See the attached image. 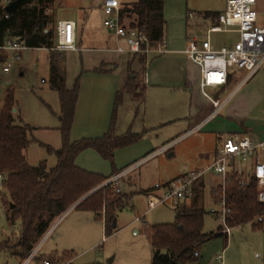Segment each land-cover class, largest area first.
<instances>
[{"label": "rangeland", "instance_id": "rangeland-1", "mask_svg": "<svg viewBox=\"0 0 264 264\" xmlns=\"http://www.w3.org/2000/svg\"><path fill=\"white\" fill-rule=\"evenodd\" d=\"M89 2L90 0H57L54 4L53 29L56 30L57 20L75 17L84 46L93 45L89 43V30L79 16L80 11L89 8ZM222 2L223 0H165L167 25L164 37L168 43L170 44L172 36L179 39L184 33L186 9L194 13L192 21L200 20L204 11L218 10L217 7L221 6ZM258 11L260 22L264 24V0L258 6ZM90 15L93 25L104 27L102 12L91 10ZM204 29H201L203 34L206 27ZM214 38L222 44L233 41L235 35L221 33L214 35ZM63 52L64 66L68 75L66 85L72 88L78 68L82 65L84 50ZM48 53L46 49L28 48L22 50L21 58L13 62L9 72L3 71L5 64L0 65V106L6 91L12 89L17 102L16 107L23 122L33 128L30 135L32 142L27 149L29 164L38 165L45 160L49 167H53L56 164V156L49 152L46 146L53 149H59L62 146V135L59 129L61 104L58 92L49 84ZM9 61H12L11 54ZM126 69L128 80L127 87L124 88L134 89L137 93L140 91L139 81L144 70V62L140 61V55H127ZM235 88L234 85L221 92L208 89L210 96L222 102L229 98L232 90L234 93L218 114L201 128L190 133L185 134L190 129L188 119L184 118L188 115V109L182 112L183 118L178 121L164 125L157 124L146 132L140 131L143 136L135 148L143 150L152 145V149L156 151L149 160L147 159L148 161L142 159L141 161L139 158V163L136 162L137 168L130 170L131 173L122 171L113 176V178L118 176L117 185L122 193L130 197V201L117 213L116 226L112 227L111 234L106 232L104 213L99 216L92 211L76 209L77 204L73 205L66 214L58 217L43 237L34 244L32 251L37 249V254L27 264H41L43 258L70 260L71 264H152L153 248L146 233L145 224L173 223L175 207L161 204L149 208L148 196L158 194L162 190H150L153 187L149 186L160 181L170 182L206 165L205 154L211 155L214 146L221 145L232 135L231 132L238 130L251 135L258 129L264 131V64L247 83L237 91H234ZM201 102L205 108V114H208L212 110L211 103L204 97ZM155 107L159 111L158 105ZM139 109L140 114L133 117L137 124L140 122L143 108ZM154 119L157 120L156 117ZM170 147L173 148L167 152L166 148ZM115 163H117L116 158ZM108 164L112 171V164L110 162ZM212 175V173H206L204 176L207 186L204 195L203 232L206 234L216 233L218 226L222 225L220 219L222 205L215 200L214 203L210 195L208 179ZM210 182L211 187H214L221 180L214 179ZM146 187L149 188L143 189ZM4 200H8V193L0 188V243L18 231V223L15 225L10 223L9 209L4 204ZM213 210L219 212L214 213ZM257 220L259 219L255 218L254 222L234 228L228 243L225 236H215L206 242L196 264H218L215 261L216 257L222 253L225 246H227L224 254L225 264H263L264 232H258V229L253 227V223ZM25 262L26 259L13 257L6 251L0 253V264H25Z\"/></svg>", "mask_w": 264, "mask_h": 264}, {"label": "trees", "instance_id": "trees-1", "mask_svg": "<svg viewBox=\"0 0 264 264\" xmlns=\"http://www.w3.org/2000/svg\"><path fill=\"white\" fill-rule=\"evenodd\" d=\"M12 1L16 0H0V47L8 39L15 38L28 48L47 49L49 84L58 92L61 104L59 129L62 146L59 149L46 146L56 156L53 167H49L45 160L38 165L29 164L27 149L32 142L30 135L33 128L23 122L12 89L6 91L0 106V188L8 193V200H4V204L9 209L10 223H18V231L0 243V253L6 251L13 257L25 260L50 225L76 204V209L92 211L99 216L104 213L106 232L112 233L117 213L130 201L127 194L117 192L114 183L108 182L121 171L116 166L115 153L137 143L143 135L132 130L123 134L115 132L118 109L122 102V93L119 91L109 131L101 137L71 141L70 129L74 120L80 76L75 79L72 88L67 87L64 52L54 49L56 38L52 27L53 17L46 11L57 0H19L17 9L8 14L5 6ZM121 17L122 23L130 27L144 28L151 41L164 39V0H124ZM9 56L8 51L0 48V65L6 64ZM140 61H145L144 55H140ZM96 71L107 70L100 67ZM87 149L97 151L112 164L111 175L105 176L76 165L77 156ZM160 187L155 186L150 190ZM225 196L226 206L230 210L226 215L229 226L252 221L264 213V203L258 201V187L253 178L242 185L241 178L232 175ZM214 200L218 201L217 198ZM204 219V209L183 205L175 207L173 223L145 224L153 248L152 264L197 263L203 243L213 236L212 233L203 232ZM220 230L222 225L219 226ZM50 259L53 264L59 260Z\"/></svg>", "mask_w": 264, "mask_h": 264}, {"label": "crops", "instance_id": "crops-1", "mask_svg": "<svg viewBox=\"0 0 264 264\" xmlns=\"http://www.w3.org/2000/svg\"><path fill=\"white\" fill-rule=\"evenodd\" d=\"M90 6L88 9L84 8L80 11L79 16L82 18L83 22L86 24L89 30V43L93 45L84 46V41L79 35L78 26L76 31V46L77 50H70L72 52H82L84 50V55H82L81 67L78 68L77 76H80V87L77 98V103L75 107L74 120L70 129V139L71 141H77L84 138H97L106 134L110 127L115 106V99L117 92L122 93V102L118 109L117 121L115 125V132L117 134H123L128 130L140 133L146 132L153 129L157 124H169L182 119L183 111L188 109L187 123L189 130L185 134L190 133L198 128H201L204 124L208 123V120L213 118L214 107L213 104L207 99L200 88L201 80V69L200 67L192 62L182 51L186 48L188 43L197 38L198 40H204L208 37L210 38L212 44L216 48H221L222 46L230 45L238 39V33L236 32H209L212 26L219 24L218 14L222 12L226 6V0H223L221 6L217 7L218 10H207L202 14L201 19H195L192 21V17L195 16L192 11L186 9V24L184 26V33L181 38H170V44L164 37L165 45L168 50L166 53L162 54H150L145 56L144 70L141 74L139 84L141 85L140 91L137 93L133 90L125 89L127 85L128 74L126 69V53H119L115 51L118 44H122L117 40L116 36L112 31L107 29L104 25V20L106 15L102 9V0H90ZM7 5V4H6ZM91 10H98L103 14V28L93 25L92 18L90 15ZM47 13H50L53 18H55V6L53 5L50 9H47ZM207 12H214L217 14L207 15ZM164 17H165V0H164ZM65 19L75 20V17H69ZM166 19V18H165ZM60 20V19H59ZM58 21V20H57ZM200 21V22H199ZM57 24V22H56ZM77 24V21H76ZM167 25V20H166ZM206 31L203 34L202 30ZM221 33H232L235 35L233 41L218 43L214 35ZM56 38V36H55ZM15 38H10L13 40ZM17 40V39H15ZM56 41V40H55ZM171 46V48H170ZM25 49H28L25 48ZM35 49V48H29ZM44 49V48H38ZM47 50V49H46ZM22 52V51H21ZM63 52V51H61ZM66 53L69 51H65ZM10 54V53H9ZM83 54V53H82ZM86 63V65H85ZM101 66L106 72L96 71ZM67 72V71H66ZM68 79V75H67ZM74 84V83H73ZM234 85L224 86L220 90H214L216 92L223 91L227 88H232ZM71 88V87H70ZM136 88H138L136 86ZM137 91V90H136ZM139 96H138V95ZM233 96V90L230 95ZM206 98L212 105V110L205 114L203 104L201 102L202 98ZM230 97V99H231ZM158 109L157 110V106ZM140 107L143 108L141 112L140 122L136 123L133 117L140 114ZM223 108V107H222ZM222 108L218 111L220 112ZM218 114V113H217ZM157 118V120L154 119ZM139 118V116H138ZM232 135L248 134L247 132L234 131L231 132ZM141 134V133H140ZM231 135V136H232ZM255 140H264V131L258 129L250 135ZM230 137V136H229ZM172 144V143H171ZM171 144L169 146H171ZM137 145L133 144L125 148L119 149L115 153V158L117 160V167L124 172L128 168L139 163L142 159L143 161L149 160L154 154V149L152 145L139 150L135 148ZM167 146V147H169ZM161 148V147H160ZM173 147L166 148L167 152ZM159 149V148H158ZM157 149V150H158ZM217 146L212 149L211 155L205 154L206 165L198 167L196 171L202 170L211 164L214 158L215 150ZM166 152V151H165ZM144 153V154H143ZM143 154L142 156H140ZM140 156V157H139ZM127 157V158H125ZM209 159V160H208ZM28 160V159H27ZM141 160V161H142ZM147 160V161H148ZM138 161V163H136ZM140 161V162H141ZM76 165L82 169L99 173L105 176L111 175V167L109 166V161L103 159L100 154L93 150L87 149L81 152L76 158ZM137 168V167H135ZM132 168L131 170H133ZM193 171V172H196ZM118 173V174H119ZM131 173V171L127 172ZM214 176V177H213ZM220 179L219 176L212 175L209 177L210 195L214 201V197L211 193V182L210 180ZM169 183L168 181H160L155 186H161L162 184ZM207 183L205 177L201 178L194 186V195L179 204L183 205H193L198 208L204 209L205 206V189ZM149 187L143 188L147 189ZM161 186L159 189H162ZM162 191V190H161ZM161 191L159 193H161ZM177 206V207H179ZM174 207V206H172ZM205 211V209H204ZM68 212V211H67ZM65 212L64 214H66ZM216 213L219 211L213 210ZM63 214V215H64ZM264 213L255 218L259 219L256 223H253V227L258 229V232H264ZM254 218V219H255ZM254 219L249 222H254ZM241 223L235 226H231V232L228 235L222 230L219 231V226L217 232H212V237L207 239L203 245L210 241L215 236H225L226 243L232 234V230L236 227H241L246 223ZM211 234V233H210ZM219 234V235H218ZM202 245V247H203ZM224 250L221 254H225ZM202 249V248H201ZM201 256V254H200ZM216 261V260H215ZM217 262V261H216ZM218 263V262H217ZM196 264V263H195ZM219 264V263H218ZM264 264V262H263Z\"/></svg>", "mask_w": 264, "mask_h": 264}, {"label": "built area", "instance_id": "built-area-1", "mask_svg": "<svg viewBox=\"0 0 264 264\" xmlns=\"http://www.w3.org/2000/svg\"><path fill=\"white\" fill-rule=\"evenodd\" d=\"M123 1L102 0V9L106 15L104 25L114 33L117 40L123 42L116 46L115 51L145 56L168 52L164 40L153 42L146 35L144 28L130 27L122 23L121 9ZM262 1L226 0L224 10L218 14L219 24L212 26L209 32L238 33V39L232 44L216 48L209 37L204 40L194 38L182 51L201 69L200 88L203 95L213 104V115L217 114L227 104L231 96L222 102L210 96L207 90H220L224 86L233 84L236 86L234 91H237L264 64V24L260 22L258 11V6ZM76 31L77 24L75 20H58L54 49L57 51L77 50ZM0 48L11 54L12 61H7L3 67L4 72H9L13 62L21 58V51L27 47L18 40L8 39ZM136 165L131 166L124 172L130 171ZM206 173H212L221 178V182L212 187L211 193L222 205L220 219L223 231L229 235L231 226L226 223V215L230 210L226 206L225 191L232 175L236 174L241 178L242 185H245L249 178H253L258 187V201L264 203V140H255L247 134H235L226 138L217 147L213 161L206 168L183 174L171 180L167 186L162 188L161 193L149 195V208L161 204L179 206L181 202L190 199L194 195L195 184ZM117 177H112L108 182H113L117 192H120L116 182ZM36 254L37 249H34L26 258L25 264L33 260ZM216 261L219 264H225L224 255H218ZM41 264H53V262L50 258H45ZM55 264H71V261L58 260Z\"/></svg>", "mask_w": 264, "mask_h": 264}, {"label": "water", "instance_id": "water-1", "mask_svg": "<svg viewBox=\"0 0 264 264\" xmlns=\"http://www.w3.org/2000/svg\"><path fill=\"white\" fill-rule=\"evenodd\" d=\"M18 4H19V0L12 1V2L8 3V4L5 6V11H6L8 14H12V13L17 9ZM0 187H1V182H0ZM114 225H115V224H114Z\"/></svg>", "mask_w": 264, "mask_h": 264}]
</instances>
